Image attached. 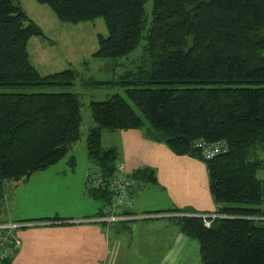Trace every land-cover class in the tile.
<instances>
[{
    "label": "trees",
    "instance_id": "16d2710c",
    "mask_svg": "<svg viewBox=\"0 0 264 264\" xmlns=\"http://www.w3.org/2000/svg\"><path fill=\"white\" fill-rule=\"evenodd\" d=\"M36 1L61 22L102 17L107 35H98L93 57L128 56L143 41L141 62L121 76L127 97L89 102L95 126L85 139L93 169L107 182L119 164L117 150L101 145L104 129H141L176 156L201 160L216 217L205 227L199 213L174 208L175 224L198 240L201 264H264V0H152L149 15L147 0ZM35 35L43 31L22 6L0 0V87L73 84L74 69L49 75L35 69L27 49ZM81 105L68 91L0 92V213L18 182L53 166L79 142ZM198 140L221 142L226 150L206 160ZM68 163L76 165L73 155ZM128 177L133 186L157 184L147 166ZM85 188L101 216L111 193L106 186ZM9 222L15 223L0 220Z\"/></svg>",
    "mask_w": 264,
    "mask_h": 264
},
{
    "label": "crops",
    "instance_id": "0c3cea01",
    "mask_svg": "<svg viewBox=\"0 0 264 264\" xmlns=\"http://www.w3.org/2000/svg\"><path fill=\"white\" fill-rule=\"evenodd\" d=\"M110 133L116 143L108 148L114 147L117 150V161L123 164L126 172L133 173L147 166L156 173V185L140 181L135 183L130 190L131 196L126 208L133 216L152 214L150 217L136 216L129 222L158 221L156 227L160 228V232L156 239L159 246L163 245V249L157 250L159 253L155 257L158 261H176L178 248L175 252L176 240L173 238L185 234L169 223L173 216L178 215L171 209L199 214H213L216 209L209 192L205 163L195 157L176 156L163 143L154 142L145 136L141 129L110 130ZM80 181L82 188L85 187L82 177ZM78 195L80 198L66 199L67 205L64 206L56 198L49 199L46 195V201L40 202L33 192L14 199L8 198L6 212L9 215L6 221L22 224L16 231L20 247L12 254L9 264H102L108 258L109 251H112L108 230L121 227L114 226V223L122 226L127 223L123 226L126 229H131L133 224L118 221L106 225L92 221L99 212L96 200L87 197L84 191ZM55 217L58 219L52 220ZM38 218L44 219L36 220ZM153 222H144L147 225L137 222L135 225L140 224L148 230V225Z\"/></svg>",
    "mask_w": 264,
    "mask_h": 264
},
{
    "label": "rangeland",
    "instance_id": "374dc122",
    "mask_svg": "<svg viewBox=\"0 0 264 264\" xmlns=\"http://www.w3.org/2000/svg\"><path fill=\"white\" fill-rule=\"evenodd\" d=\"M15 2L22 6L29 18L36 22L43 31V36H32L27 43L29 58L35 69L41 75H49V73L60 72L63 69H74L77 75L71 86L46 88L14 85L0 87V92L68 91L77 93L82 104V121L80 140L71 152L53 166L35 172L29 180L18 182L12 188L10 198L13 197L14 199L27 192H33L36 193L40 202L46 201L44 200L46 195L49 199L56 198L58 203L64 206L67 205L66 199L69 200V197L76 199L79 197L78 193L85 192L86 188H82L80 179L82 177L85 185L87 169L95 168L87 159L86 150V135L95 126L89 102L106 100L114 94L127 97L126 86L121 83L123 81L121 76L124 71L135 70L138 63L141 62L143 41L140 42L139 48L128 56L106 59L93 57V53L99 47L98 35L101 34L103 37L107 35L106 25L102 17L78 23H66L57 19L47 4H41L36 0H15ZM151 5L152 0H147L144 3V9L148 15ZM102 131L101 145L103 148H108V146L116 143V139L111 135L110 130L104 129ZM71 155L75 157L76 163L73 168L68 163V158ZM90 198L92 199V197ZM75 202L77 203V200ZM95 203L100 206L99 202L95 201ZM8 215L9 212L2 211L0 220H6ZM148 221H154L148 225V230L143 229L140 224L135 225L137 222ZM148 221H130L129 224H133L131 229L123 227L127 223L123 226L114 223V226L121 227L116 229L113 227L108 230L112 251H109L108 258L103 260L102 264H201L198 240L186 235L173 238L174 241L176 240L174 251L178 248V251H175L178 257L176 261H158L155 257L159 253L157 250L163 249V245L159 246L156 239L160 232V228L156 227L159 222L153 219ZM169 223L173 228L179 230L174 219H170ZM144 224L147 225L148 223Z\"/></svg>",
    "mask_w": 264,
    "mask_h": 264
},
{
    "label": "built area",
    "instance_id": "2783aa9c",
    "mask_svg": "<svg viewBox=\"0 0 264 264\" xmlns=\"http://www.w3.org/2000/svg\"><path fill=\"white\" fill-rule=\"evenodd\" d=\"M200 149L201 156L206 160L214 158V156L222 151L226 150L225 145L221 142L207 143L204 140H198L195 143ZM87 187L100 188V186H106L111 193V202L106 204L101 216L92 219L96 222L113 223L126 220H133L136 217L123 213V210L129 205V190L134 185L132 180L128 177L123 164H117L114 169V174L109 181H105L102 174L98 170H88L86 173ZM203 219V225L206 227L210 224V218L216 217L213 214H198ZM222 216V215H221ZM22 226L21 223L0 224V264L3 261L10 259V255L16 251L19 246V238L12 235V230L18 229Z\"/></svg>",
    "mask_w": 264,
    "mask_h": 264
}]
</instances>
